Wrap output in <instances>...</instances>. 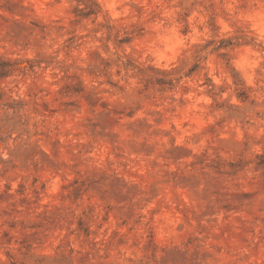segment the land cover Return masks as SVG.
<instances>
[{"label":"clouds","instance_id":"1","mask_svg":"<svg viewBox=\"0 0 264 264\" xmlns=\"http://www.w3.org/2000/svg\"><path fill=\"white\" fill-rule=\"evenodd\" d=\"M0 264H264V0H0Z\"/></svg>","mask_w":264,"mask_h":264}]
</instances>
